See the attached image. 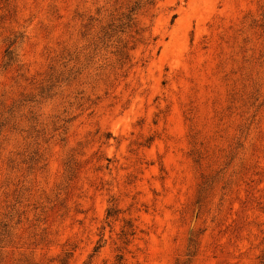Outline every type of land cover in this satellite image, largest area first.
<instances>
[{"label":"rangeland","instance_id":"obj_1","mask_svg":"<svg viewBox=\"0 0 264 264\" xmlns=\"http://www.w3.org/2000/svg\"><path fill=\"white\" fill-rule=\"evenodd\" d=\"M118 262L264 264V0H0V264Z\"/></svg>","mask_w":264,"mask_h":264},{"label":"trees","instance_id":"obj_2","mask_svg":"<svg viewBox=\"0 0 264 264\" xmlns=\"http://www.w3.org/2000/svg\"><path fill=\"white\" fill-rule=\"evenodd\" d=\"M109 215V214H108ZM120 259V258H119ZM117 264H122L121 262H118Z\"/></svg>","mask_w":264,"mask_h":264}]
</instances>
